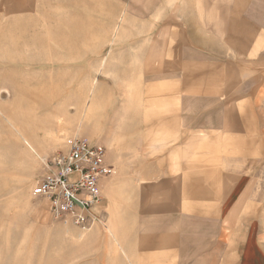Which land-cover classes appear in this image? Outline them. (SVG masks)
I'll return each instance as SVG.
<instances>
[{
	"label": "rangeland",
	"instance_id": "rangeland-1",
	"mask_svg": "<svg viewBox=\"0 0 264 264\" xmlns=\"http://www.w3.org/2000/svg\"><path fill=\"white\" fill-rule=\"evenodd\" d=\"M74 135L113 168L89 231L52 220L36 192ZM230 160L264 190V0H0V205L30 225L14 215L17 259L134 264L119 241L139 175Z\"/></svg>",
	"mask_w": 264,
	"mask_h": 264
},
{
	"label": "crops",
	"instance_id": "crops-1",
	"mask_svg": "<svg viewBox=\"0 0 264 264\" xmlns=\"http://www.w3.org/2000/svg\"><path fill=\"white\" fill-rule=\"evenodd\" d=\"M222 164L224 168L205 169L198 178L184 173L139 175L133 207L127 210L134 214L132 227L127 226L133 231L132 242L123 243L119 236V246L130 261L264 264V190L255 191L253 177L238 174L237 163ZM15 214L25 219L21 230L30 229L28 209L0 205V264H29L6 246Z\"/></svg>",
	"mask_w": 264,
	"mask_h": 264
},
{
	"label": "built area",
	"instance_id": "built-area-1",
	"mask_svg": "<svg viewBox=\"0 0 264 264\" xmlns=\"http://www.w3.org/2000/svg\"><path fill=\"white\" fill-rule=\"evenodd\" d=\"M36 192L49 204L51 219L65 227L89 231L100 222L101 182L113 174L107 150L82 136L67 140L66 151L45 161Z\"/></svg>",
	"mask_w": 264,
	"mask_h": 264
},
{
	"label": "bare ground",
	"instance_id": "bare-ground-1",
	"mask_svg": "<svg viewBox=\"0 0 264 264\" xmlns=\"http://www.w3.org/2000/svg\"><path fill=\"white\" fill-rule=\"evenodd\" d=\"M16 30H17V29H16ZM17 31H18V30H17ZM17 31H16V33H17ZM13 32H14V30H13ZM18 32H19V34H20V33H21V30L18 31ZM25 33H26V32H25ZM14 34H15V32H14ZM19 34H18V35H19ZM21 34H23V33H21ZM15 35H16V34H15ZM10 36H11V34H10ZM16 36H17V35H16ZM22 36H23V35H21V36L19 37V40H20V41H21L20 38H21ZM25 36H26V35H25ZM34 36H35V35H34ZM34 36H33V37H34ZM11 37H12V36H11ZM14 37H15V36H14ZM17 37H18V36H17ZM31 37H32V36H31ZM10 39H12V38H10ZM14 39H15V38H14ZM22 39H23V38H22ZM27 39H28V38H27ZM27 39H23V40H27ZM31 39H32V38H31ZM31 39H30V40H31ZM34 39H35V38H33V40H34ZM38 39H39V38H38ZM17 40H18V38H17ZM35 40H36V39H35ZM39 40H40V39H39ZM39 40H38V41H39ZM13 43H15V42H13ZM13 43H11V44H13ZM22 43H23V42H22ZM28 43H29V42H28ZM28 43H27V44H28ZM36 43H37V42H36ZM36 43H35V44H36ZM15 44H16V43H15ZM27 44H26V45H27ZM29 44H30V43H29ZM32 44H34V43H32ZM11 46L13 47V45H11ZM15 47H16V46H15ZM32 143H33V142H32ZM32 143L30 144L28 141H25V144L29 147V149H30L32 152L36 153L35 148L33 147V145H35V144L32 145ZM35 147H36V146H35ZM39 156H40V155H39Z\"/></svg>",
	"mask_w": 264,
	"mask_h": 264
}]
</instances>
